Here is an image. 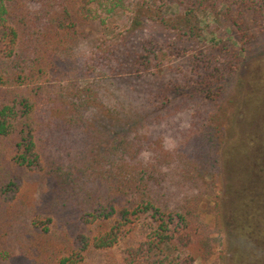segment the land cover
Listing matches in <instances>:
<instances>
[{"label":"trees","instance_id":"1","mask_svg":"<svg viewBox=\"0 0 264 264\" xmlns=\"http://www.w3.org/2000/svg\"><path fill=\"white\" fill-rule=\"evenodd\" d=\"M202 12L238 46L203 43ZM43 157L77 221L55 264L139 231L121 264H195L213 234L230 264H264V0H0V236Z\"/></svg>","mask_w":264,"mask_h":264},{"label":"rangeland","instance_id":"2","mask_svg":"<svg viewBox=\"0 0 264 264\" xmlns=\"http://www.w3.org/2000/svg\"><path fill=\"white\" fill-rule=\"evenodd\" d=\"M168 10L171 13H180L177 5H171ZM118 22L121 25L124 20ZM199 22L202 27L201 40L203 43L225 39L238 46L231 26L225 24L222 19H218L210 12H202L199 14ZM89 48L90 39L79 42L76 62H81L89 56V54H83V50L89 51ZM181 60L178 58L172 62L178 63ZM247 79L248 77H246ZM74 81L80 85L86 81L92 82L93 78L75 79ZM162 137L169 146L173 145L174 140L167 133H164ZM70 139L61 135L55 137L46 151V154H50L47 156L48 160L61 158L62 162H66V142ZM68 146L69 144H67ZM47 158L43 157L44 169L29 174L16 199L11 203L10 223L7 224L5 233L2 232L0 236V264H55L57 257L66 250L64 247H72L71 241L77 234V221L73 218L70 208L62 204L56 197L57 181L52 173H48ZM203 206H205V212H208L212 202L205 201ZM37 216H40L42 220L50 218L46 232L43 231L45 225L36 227L33 224V219ZM205 218L208 222L213 220L212 215L206 214ZM212 236L214 237L212 253L205 258H197L195 264H213L216 261L230 264L227 259L226 245L220 244L218 234ZM141 237L140 231L134 232L132 237L121 239L111 247L90 248L86 251L80 264H121L126 247L140 240Z\"/></svg>","mask_w":264,"mask_h":264},{"label":"clouds","instance_id":"3","mask_svg":"<svg viewBox=\"0 0 264 264\" xmlns=\"http://www.w3.org/2000/svg\"><path fill=\"white\" fill-rule=\"evenodd\" d=\"M83 54H84V55H88V54H90V52H89L87 49H84V50H83Z\"/></svg>","mask_w":264,"mask_h":264}]
</instances>
